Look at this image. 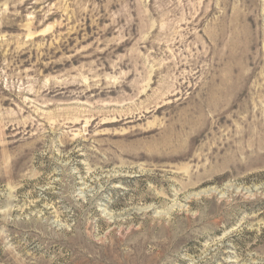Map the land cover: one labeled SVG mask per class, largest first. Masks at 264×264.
<instances>
[{"label": "rangeland", "instance_id": "1", "mask_svg": "<svg viewBox=\"0 0 264 264\" xmlns=\"http://www.w3.org/2000/svg\"><path fill=\"white\" fill-rule=\"evenodd\" d=\"M0 264H264V0H0Z\"/></svg>", "mask_w": 264, "mask_h": 264}]
</instances>
